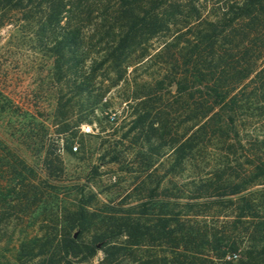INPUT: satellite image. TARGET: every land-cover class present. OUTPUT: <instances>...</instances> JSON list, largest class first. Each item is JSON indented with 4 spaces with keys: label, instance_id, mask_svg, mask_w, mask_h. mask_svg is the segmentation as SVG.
<instances>
[{
    "label": "trees",
    "instance_id": "16d2710c",
    "mask_svg": "<svg viewBox=\"0 0 264 264\" xmlns=\"http://www.w3.org/2000/svg\"><path fill=\"white\" fill-rule=\"evenodd\" d=\"M5 7H26L32 19L39 15L41 46L56 56L57 80L70 82L56 96L55 114L62 118L56 122V140L63 139L70 154L77 153L73 144L89 113L82 111L67 123L64 110L72 98L93 94L101 100L121 82L148 86L124 98L135 110L132 128L171 133L162 109L170 103L184 110L187 121L199 119L176 147L178 156H189L217 136L233 152L235 165L205 174L194 192L234 197L235 217L248 227L236 235L203 231L197 203L202 195L157 200L151 188L102 230L87 229L103 218L79 200L64 216L67 229L8 232L1 225L30 199L43 203L42 181L53 187L51 180L62 168L58 153L50 151L46 121L39 136L32 125L35 116L20 111L32 120L17 128L12 122L19 108L0 90V126L22 131L28 145L46 149L48 171L42 176L43 168L28 163L11 134L0 133V237L11 244L9 256L0 253V264H81L99 251L101 264H264V0H0V10ZM89 53L97 55L88 58ZM147 53H171L172 68L141 81L132 73ZM248 119L260 125L259 133L245 128ZM181 161L176 156V163ZM157 246H164L163 253L153 249ZM145 248L153 251L144 258ZM229 252L241 253L240 258L226 259Z\"/></svg>",
    "mask_w": 264,
    "mask_h": 264
},
{
    "label": "rangeland",
    "instance_id": "374dc122",
    "mask_svg": "<svg viewBox=\"0 0 264 264\" xmlns=\"http://www.w3.org/2000/svg\"><path fill=\"white\" fill-rule=\"evenodd\" d=\"M37 17L39 15H35L34 19L29 17L26 7H5L0 10V90L19 108L12 122L17 128L30 124L32 120L20 111H30L35 116L32 125L34 133L39 136L41 122L46 121L50 151L53 155L58 153L62 172L53 176V187L42 181L40 187L44 191L41 194L43 203L35 204L30 199L27 207L15 209L17 212L12 216L16 218L11 217L1 227H5L8 232L15 229L16 235L19 231L30 234L62 231L69 228L63 221L64 216L76 209L81 200V203H87L89 211H94L103 218V221L94 222L87 229L102 230L111 226L112 219L120 211L144 200L148 190L154 188L157 200L173 196L186 197L185 199L190 197L193 200L202 195L196 199L202 215L199 225L203 231L220 233L224 230L230 235L240 232L243 234L248 225L238 222L240 220L235 217L234 197L217 194L209 196L207 192L200 190L194 192L205 174L235 165L232 160L233 152L227 150L226 143L214 136L206 145L192 150L189 156H178L176 147L185 141L187 129L194 121L186 120L184 110L177 103L167 104L165 108L161 106L168 113L166 118L171 123L168 124L172 125L171 133H163L158 129L156 134H146L138 127L132 128L135 110L127 106L124 98L127 94L147 91L148 86L141 88L138 84L121 82L111 87L101 100H96L93 94L76 95L69 101L67 110H64L65 121L72 125L78 113L89 112L87 120L78 128L80 140L73 144L78 147L77 150L73 147V151L77 153L70 154L66 142L63 139L56 140V122L62 119L55 116L58 105L56 96L60 88L67 89L70 82L68 78L57 80V67L54 63L56 56L45 53L41 46ZM170 54L147 53L145 63L132 74L141 81H153L150 79L160 77L172 68ZM93 55L97 54L89 53L88 58ZM67 67L64 66L66 72H69ZM132 69L133 67H129V70ZM100 71L102 70L99 69L96 73ZM97 79L100 80L101 77L98 76ZM181 102L180 100L179 103ZM155 105L158 104L153 106ZM112 115L114 119L111 118ZM248 121L250 122L244 124L245 128L259 133L260 125L255 124L256 120ZM86 126L90 127V131H85ZM196 127L197 125L193 129ZM10 131L14 130H5L0 126V133L11 134V142L19 147L28 163L42 167L41 173L45 176L48 173L43 162L46 149L37 150L32 144L28 145L29 140L21 136L22 131L6 134ZM263 131L264 128L262 133ZM55 147L56 150L53 149ZM176 156L182 160L180 163H176ZM0 247L1 254H11L10 242L2 237ZM163 247L153 249L161 254V249H165ZM148 249L153 251L145 248L141 252L144 258ZM240 254L229 252L226 259L233 258L235 262ZM103 258L104 253L99 251L87 263L81 264H101Z\"/></svg>",
    "mask_w": 264,
    "mask_h": 264
},
{
    "label": "built area",
    "instance_id": "2783aa9c",
    "mask_svg": "<svg viewBox=\"0 0 264 264\" xmlns=\"http://www.w3.org/2000/svg\"><path fill=\"white\" fill-rule=\"evenodd\" d=\"M111 118L114 119L115 118L114 115H112ZM85 131H90V127L86 126ZM76 148H77V146H74V149H76Z\"/></svg>",
    "mask_w": 264,
    "mask_h": 264
}]
</instances>
